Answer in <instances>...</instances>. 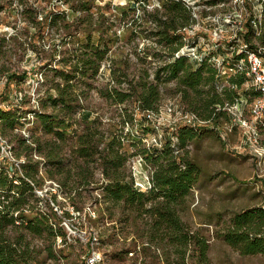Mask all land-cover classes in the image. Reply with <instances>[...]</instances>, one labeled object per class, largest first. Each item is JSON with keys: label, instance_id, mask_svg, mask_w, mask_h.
I'll use <instances>...</instances> for the list:
<instances>
[{"label": "trees", "instance_id": "trees-1", "mask_svg": "<svg viewBox=\"0 0 264 264\" xmlns=\"http://www.w3.org/2000/svg\"><path fill=\"white\" fill-rule=\"evenodd\" d=\"M94 1L78 0L79 5L74 12L82 11V14L73 20L66 16L64 10L49 9L41 15L42 26L47 22L49 26L67 30L62 34V40L54 43L55 58L57 55L60 57L56 64H41L42 81L50 85L43 93L39 90L33 108L22 106L34 98L28 93L17 99L15 107L13 104L0 106L2 132L8 134L10 130L13 134L10 141L17 142V146H12L16 158L13 162L9 155L0 154V264H37L39 253L44 251L48 253L47 257L58 260L67 257L66 249L73 247V242H68L69 232L63 221L64 218H73L74 214L68 208H62L59 214L51 204L59 203L58 192L54 189L46 190L43 195L36 192L45 178L55 180L60 192L65 193L80 213L87 203L94 204L85 218L96 229L100 227L99 219L105 215L136 227L141 218L147 242L164 244L168 259L174 256L184 264L192 251L201 262L209 263L207 238L192 231L178 212L179 206L188 201L202 172L200 165L188 158L187 145L209 127L180 125L175 132L177 141L170 133L164 137L162 146L142 143L146 132L139 133V137L135 129L137 124L138 132L150 129L140 120L148 123L150 119L145 112L160 111L163 99L161 85L170 81L175 82V92L180 95L186 110L221 124L229 120V115L225 109H218V104L223 107L226 102H235L240 89L250 96V101L257 92L243 87L247 79L243 73L231 78L237 88L226 87L219 91L218 70L210 61L213 53L196 64L187 55H176L192 39L187 28L197 22L185 0H160V4L154 7H149L150 0H135L137 5L118 6L121 13L116 18L125 20L131 15L132 35L147 40L142 48H134L133 53L140 66L138 70L131 71L130 51L121 49L117 56L108 54L110 43L118 41L120 35L110 31L115 23L113 16L105 12H98L95 16L92 11ZM245 2L248 5L247 0ZM208 3L213 5L217 0ZM230 7L235 10L233 6L224 8L231 11ZM137 8L139 11L136 13ZM247 9L250 13L244 23L246 30L241 32L242 40L255 50L261 48L264 54V0L259 12L261 20L252 5ZM253 20L257 21V27ZM80 31L82 34L78 35ZM104 32L108 34L105 36ZM5 45L6 37L0 41L3 57L8 56L11 49L7 51ZM106 61L110 62V79L98 92L120 110L117 116L110 117L107 127L101 115L94 116V110L83 103L97 87L94 83ZM153 61L156 63L154 70ZM0 72L7 74L4 99L13 96L14 82H22L30 76L28 70L18 72L6 61L0 64ZM28 113H33L40 123L42 133L38 136L32 133L27 136L21 131L22 118ZM139 113L141 119L137 116ZM127 145L136 147V150L130 152ZM135 154L144 155L154 166L151 187L147 190L135 184L128 167L130 156ZM97 170L102 173L103 182L100 184H96L100 181L95 179ZM91 213L98 214L93 217ZM78 223L79 228L84 227L83 220ZM112 227V230H105V240L109 242L117 234L116 226ZM58 236L63 246L56 252ZM93 236L91 232L87 243L89 252ZM220 236L243 255H264V205L234 213L230 225ZM40 238H48V243L39 245L37 240ZM126 244L122 246L125 252L135 245L133 236L128 246Z\"/></svg>", "mask_w": 264, "mask_h": 264}, {"label": "rangeland", "instance_id": "rangeland-1", "mask_svg": "<svg viewBox=\"0 0 264 264\" xmlns=\"http://www.w3.org/2000/svg\"><path fill=\"white\" fill-rule=\"evenodd\" d=\"M185 1L191 6L197 22L187 28V33L192 39L183 47H190V50H186L187 56L196 64L199 63V57L210 53L229 52L233 54L231 43L235 44L243 41L241 32L246 30L244 23L250 13L247 8L252 5L254 12L258 14L261 10L262 0H247L248 5H245V0H217V3L213 5L208 3L212 0ZM129 3L137 5L135 0H95L92 11L95 12L96 17L98 12H105L114 17L115 23L111 25L110 31H115L120 35V38L118 41L110 43L108 54L117 56L121 49L130 51L132 53L131 71L133 69L138 70L140 66L137 57L133 53L134 48L136 46L138 49L142 48L147 40L137 35H132L134 29L132 22L129 21L131 15L125 20L116 18L121 13V9L118 6ZM159 4L160 0H150L149 7ZM78 5V0H70L69 2L59 0H0V41L6 37L7 45L4 46V49L6 48L8 51L11 47L8 56H6L7 58L0 54V64L6 61L14 70L18 72L28 70L30 73V76L24 81L14 82L12 84L13 96L10 99H4L3 94L6 90L7 74L0 72V106L10 107L13 104L15 107L18 104L17 99L19 96L21 97V94L28 93L29 95L32 94L34 98L28 105L22 103V106L25 108L35 107V97L38 96L39 90L43 93L50 85L49 82L43 83L42 81L41 74L43 69L41 64L48 62L56 64L60 57L57 55L55 58L54 43L60 42L62 34L67 31L64 27L49 26L47 22L43 23L42 26L41 15H44L49 9L55 11L64 10L66 16L73 20L76 15L82 14V11L74 12V8L78 7ZM228 6H233L235 10L230 7L231 11H226L224 7ZM135 11L137 13L139 8ZM98 33H94L95 36ZM81 34L82 32L80 31L78 35ZM102 34L106 36L108 32ZM96 42H98L97 39ZM34 48L38 49L35 50ZM152 63V69L154 70L156 63L155 61ZM109 64V61L103 63L102 69L100 68V73L94 83L97 87H94L88 98L83 100L86 106L94 110V116L95 114L101 115L105 127L109 125L110 117L112 115L117 116L120 111L119 106L110 103L98 92V89L110 79ZM153 70L152 77L154 76ZM174 87V81L161 85L163 99L160 115L156 116V118L149 120L147 123L140 118L141 113L137 114L141 119L140 123L147 124L150 129L138 132L137 124L136 134L139 135V133L146 132L144 138L148 139L160 133L165 137L173 131L179 121H182L178 118V111L184 106L181 103L180 95L175 92ZM170 106L173 107L172 110H170ZM22 119L21 131L24 134L29 135L32 133L34 136H38L42 133L40 123L35 119L33 113H28L27 117ZM1 126L0 122V135L4 141L2 145L7 150L0 144V154H10V161L13 162L16 158L13 154L12 146H17V142L15 140L10 141L13 134L10 130H8V134H3ZM127 126L130 127L129 124ZM211 128L209 127V129L202 131L198 137L187 145L188 158L200 165L202 172L200 178L192 187L188 201L185 205L178 208L181 218L191 230L199 232L207 238L209 242V263L201 262L198 255L191 251L190 254L188 253L184 264H264L263 254L243 255L220 236L221 232L230 225L234 213L246 208L264 205V162L259 161L257 156L254 155L255 147L249 143L245 136L246 127L235 124L218 126L216 129ZM224 131L227 138H230L229 140L221 139L217 134V132ZM127 146L130 152L136 150L134 146ZM10 150H12V153H10ZM1 159L2 157H0ZM128 167L133 174L136 185L140 183L143 185L149 184L148 178L151 180L154 166L150 161L146 160L144 155H131L128 160ZM95 179L100 180L96 184L103 182L100 170H97ZM136 181H139V183ZM50 188L58 192L59 203L54 204L51 202V204L58 209L59 214L66 208L70 209L71 213L74 214L73 218H64L63 221L69 232L68 242H73L74 245L66 249L67 257H62L58 260L47 257L48 253L45 251L39 253L40 261L37 264H85V256L92 251V248L100 250L103 264H183L180 259L174 256L170 259L167 258V250L164 244L157 242L149 244L147 242V236L142 231L145 224L141 218L138 219V227H136L131 223H126L124 220H111L108 215H105L99 219L100 227L96 229V226L85 218L86 212L90 211V206L93 207L94 204L87 203L80 213L75 210L69 198L64 195L65 193L60 192L58 183L49 178H45L44 184L41 188H37L36 192L38 195H43ZM144 190L147 189L144 188ZM97 214L91 213L93 217L97 216ZM80 220L84 221L83 228H79L77 225ZM112 226H116L115 231L117 234L109 242L105 240V230L107 228L112 230ZM100 230H102V233ZM91 232L96 238L91 242L90 246L92 248L89 252L87 243ZM132 236L135 245L128 248V251L125 252L122 246L125 243L128 246ZM47 240L48 238H40L37 242L39 245L45 246L48 243ZM144 245L148 247L145 248ZM60 246H63V244L58 236L55 246L56 252H58ZM131 252L134 253L131 254Z\"/></svg>", "mask_w": 264, "mask_h": 264}, {"label": "built area", "instance_id": "built-area-1", "mask_svg": "<svg viewBox=\"0 0 264 264\" xmlns=\"http://www.w3.org/2000/svg\"><path fill=\"white\" fill-rule=\"evenodd\" d=\"M261 16L262 14L258 13L259 20H261ZM253 22L257 27V21L253 20ZM231 47L234 52L233 54H230L229 52H219L212 54L210 57V61L218 70V90L222 91L226 87L237 88V84L233 83L231 78L236 74L243 73L247 76V79L243 83V87L254 90L257 92V94L254 96L252 101H250V96L246 94L244 89H240V94L236 97L235 102H226L223 107L218 104V109H225L229 115V120H225L224 125L227 126L239 124L240 126H244V128L246 127L245 136L249 143L255 147L254 155L257 156L259 161L264 162V54L261 52V48L259 50H255L243 41L241 43H233L231 44ZM187 49L190 50V47L186 46L181 48V50L178 51L176 55H187ZM238 54L242 55L240 57H236ZM205 56L198 58L199 63L204 60ZM22 95L23 94H21V97ZM169 108L170 110L173 109L171 106ZM145 115L151 120L160 115V111H147L145 112ZM178 118H180L182 121H179V124L176 125L171 132L174 141H177L175 132L180 125H190L196 128L206 126L212 127L213 129H216L218 126H224L221 123L213 122L211 119H204L197 113L186 110L184 107L178 111ZM217 133L221 139H230L227 138L225 131ZM142 139L148 146H162L164 141L162 133L154 135L151 139L146 137L144 138V136ZM3 142L4 141L0 135V144L2 145ZM2 147L5 149L4 145H2ZM176 152H178V149H176ZM10 153H12V150H10ZM148 179L149 184H145V189H149L151 187V180L150 178ZM136 182L139 183V181ZM93 238L95 239L96 236H93ZM133 253L134 252H131V254ZM85 264H103V257L100 250L92 248V251L87 256H85Z\"/></svg>", "mask_w": 264, "mask_h": 264}, {"label": "bare ground", "instance_id": "bare-ground-1", "mask_svg": "<svg viewBox=\"0 0 264 264\" xmlns=\"http://www.w3.org/2000/svg\"><path fill=\"white\" fill-rule=\"evenodd\" d=\"M141 186L145 187V185H143L142 183H140Z\"/></svg>", "mask_w": 264, "mask_h": 264}]
</instances>
